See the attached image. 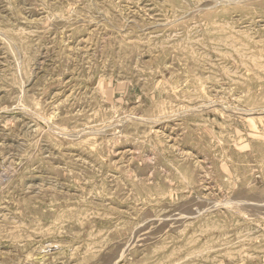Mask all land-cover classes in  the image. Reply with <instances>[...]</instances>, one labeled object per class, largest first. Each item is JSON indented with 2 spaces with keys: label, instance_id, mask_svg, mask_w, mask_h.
<instances>
[{
  "label": "rangeland",
  "instance_id": "obj_1",
  "mask_svg": "<svg viewBox=\"0 0 264 264\" xmlns=\"http://www.w3.org/2000/svg\"><path fill=\"white\" fill-rule=\"evenodd\" d=\"M0 264H264V0H0Z\"/></svg>",
  "mask_w": 264,
  "mask_h": 264
}]
</instances>
